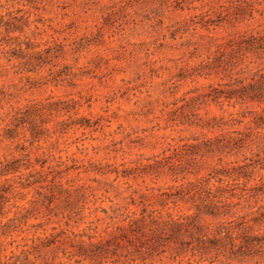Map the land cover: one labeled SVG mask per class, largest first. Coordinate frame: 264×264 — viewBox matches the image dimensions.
Wrapping results in <instances>:
<instances>
[{"label": "rangeland", "instance_id": "1", "mask_svg": "<svg viewBox=\"0 0 264 264\" xmlns=\"http://www.w3.org/2000/svg\"><path fill=\"white\" fill-rule=\"evenodd\" d=\"M263 74L264 0H0V264H209L113 217L192 213L168 187L221 167L206 139L257 160Z\"/></svg>", "mask_w": 264, "mask_h": 264}, {"label": "trees", "instance_id": "2", "mask_svg": "<svg viewBox=\"0 0 264 264\" xmlns=\"http://www.w3.org/2000/svg\"><path fill=\"white\" fill-rule=\"evenodd\" d=\"M259 77L264 84V74ZM257 99L264 103V95H259ZM262 112L253 120L255 129H264V108ZM230 120L241 122L231 115ZM231 134L234 136L227 135L217 139L215 147L210 139L204 141L205 152L218 156L220 168H213L205 177H196L192 181L168 187L174 192L167 198L172 196L191 201L192 213L174 218L170 213L163 215L160 211L147 210L143 206L138 212L126 211L113 217L119 223L115 228L126 237L132 235L140 243H148L151 247L166 235L168 242L179 241L185 250L201 255L213 253L208 258L209 264L219 255L228 261L226 264L251 261L252 264H264V204H255V207L250 204L252 200L256 203L259 195L264 199V183L250 184L256 173L259 180L264 181V174L261 173L264 169V156L260 154H264V142L255 144L257 152L254 156L257 160L244 157L240 162L224 163L219 155H235L238 150L254 144L251 134L242 130H233ZM172 149L175 151V148ZM173 166L179 167L180 163H172L171 167ZM27 167L24 166V169ZM19 169V164L14 161H0V176L14 174ZM183 179L185 176L181 177ZM4 180L8 181V178ZM240 209L248 210L238 213ZM184 237L189 240H184Z\"/></svg>", "mask_w": 264, "mask_h": 264}]
</instances>
